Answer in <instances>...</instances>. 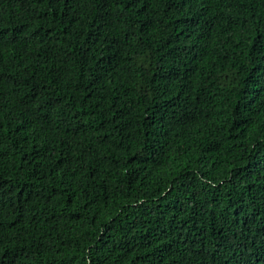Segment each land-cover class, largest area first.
<instances>
[{
	"label": "trees",
	"instance_id": "16d2710c",
	"mask_svg": "<svg viewBox=\"0 0 264 264\" xmlns=\"http://www.w3.org/2000/svg\"><path fill=\"white\" fill-rule=\"evenodd\" d=\"M0 264H264V0H0Z\"/></svg>",
	"mask_w": 264,
	"mask_h": 264
}]
</instances>
